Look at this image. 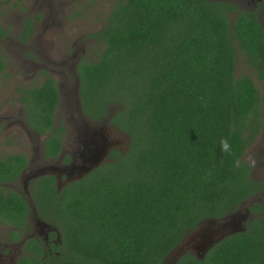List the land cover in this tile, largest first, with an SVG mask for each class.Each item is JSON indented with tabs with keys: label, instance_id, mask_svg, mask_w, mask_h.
Listing matches in <instances>:
<instances>
[{
	"label": "trees",
	"instance_id": "1",
	"mask_svg": "<svg viewBox=\"0 0 264 264\" xmlns=\"http://www.w3.org/2000/svg\"><path fill=\"white\" fill-rule=\"evenodd\" d=\"M231 11L203 0H117L88 35L104 49L75 68L81 111L108 120L128 148L58 194L51 178L35 181L37 210L60 232L61 264H168L189 231L259 192L242 157L264 117L255 86L264 81V30L254 13L230 20ZM29 30L27 22L22 37ZM236 52L251 76H235ZM18 93L31 130L64 133L54 126L53 79ZM26 212L17 195H0V215L13 225ZM257 213L202 260L185 253L175 264H264V207Z\"/></svg>",
	"mask_w": 264,
	"mask_h": 264
},
{
	"label": "flooded vegetation",
	"instance_id": "2",
	"mask_svg": "<svg viewBox=\"0 0 264 264\" xmlns=\"http://www.w3.org/2000/svg\"><path fill=\"white\" fill-rule=\"evenodd\" d=\"M203 1L215 4L222 3L234 8V11H231L229 13L230 15L235 12V8H237L236 5H239V7H246V9L244 10L254 13L264 30V0ZM235 13L237 14V12ZM27 22L30 25V30L26 32L22 37V32L25 30L24 25L20 33L21 42L24 43H26L31 38L35 31L33 24H31L30 21ZM47 26V24L44 25V27ZM5 32V28L0 29V40L4 38L6 34ZM1 49L2 47L0 45V55L2 61H4V58L2 57L3 55L1 54ZM62 62L64 64L65 61H59V63H53V65L54 67L58 68V70H61L60 67ZM77 63L78 62H76L75 64H68L69 70L70 68H72L76 77V87L73 88L74 98L71 99L70 97V100H66V106L68 108H72L71 112L68 110V123L73 127V131L75 132L73 138H70L71 140H68L67 134H65L66 131H64L62 135H50L41 134L31 130L27 124L26 119V104H23L19 101V93L17 105L19 106V108L22 107L23 111L19 112V116L16 121L11 122L9 123V125L4 127L5 134L2 135L4 138L0 139V195L5 199H7L11 193L17 195L21 199V201L25 202V204L27 205V212L23 216L24 221L22 225H13L12 217H7L4 214L0 215V264H61L60 232L54 224L46 222L44 220V217L37 210V201L33 195H35L36 191H38L37 188H40L42 183H38L36 185L35 181L40 178H51L53 181L55 192L58 194L65 185L81 180L92 172L91 171L88 174L84 175L79 170L80 167L88 169V167L92 165V155L98 153L102 146L110 149L107 158H109L112 152L122 153L123 151V149L119 150L113 148L114 146H118L120 144L118 135H116V137L114 138L108 139V136H105L107 129L94 128L90 130L87 129L86 126H84L82 120L83 118H85V116L83 115L80 108L78 78L75 73ZM39 68V71H41L42 74L45 75V72H47L49 75H51H45L43 82L48 77L53 79L58 87L59 102L53 116L54 126L56 127V117L58 118L60 114V106L65 101L62 100L60 94V89L62 87L64 88L65 83L63 82L64 85L62 86L60 84L61 80L59 78H61L62 80H65L66 78L62 71H59L57 73L56 69L53 70L52 68L46 67V65L38 66V69ZM43 69L46 70L44 71ZM43 82L41 83V85L43 84ZM35 87L36 86H31L30 88L24 89H33ZM70 105L72 107H70ZM7 114V112H4V119L7 118ZM111 116L112 115L110 114V117ZM258 121L259 127L257 133L246 150H248L252 146V144L258 137V132L264 125V117L259 119ZM104 122H106V124L108 125V120H104L102 122L90 121L92 125H98L100 123L103 124ZM12 124H15L17 127H19L21 133L11 136L12 138L9 139L8 135L6 134H8L7 131L10 130ZM121 134L122 133L119 132V135ZM50 136L52 138L54 137L53 144L57 147V152L52 151L51 154L47 153L46 144V140ZM124 138L127 139L125 136ZM126 141L128 143V139ZM12 142L16 143L15 150H12ZM256 150H258L259 154L262 153V155H264V141L260 146L257 147ZM46 153L48 155H46ZM262 157L264 159V156ZM256 159L257 156H253L250 162L245 163L249 166L250 164H252L251 162L255 161ZM7 167H13L12 171L16 172L17 175L13 177L11 170L9 172L6 171ZM251 174L252 171L251 167L249 166L250 177ZM255 182L261 183L259 192L241 202L234 212H231L225 217L218 220H206L202 222L197 227V229L189 231L184 236L181 245L177 249H175V251H179L177 257L179 258L185 253H190L191 255L196 257L197 254L194 252L193 248L195 244L197 242L199 243L201 239L200 232L208 230L209 228L215 229V226L221 225L224 222L229 223L231 222L232 218H236L235 220H237L240 215H245L246 217V220L242 223L244 226V230L238 233L227 235L222 240L233 235L244 233L246 231V224L257 217H260V214L258 215L257 213V211H259V206L264 207V199L259 198V194L264 196V191H262L264 190V181L257 180ZM34 187L36 188L34 189ZM242 205L244 207H242ZM210 222H214L215 225H212L213 228L210 227ZM222 240H220L219 242H221ZM219 242H217L216 244H218ZM175 251L173 254V256L175 257L174 259H176ZM172 257L171 259H169L168 264H175L176 261H174ZM203 258L197 259L202 260Z\"/></svg>",
	"mask_w": 264,
	"mask_h": 264
},
{
	"label": "rangeland",
	"instance_id": "3",
	"mask_svg": "<svg viewBox=\"0 0 264 264\" xmlns=\"http://www.w3.org/2000/svg\"><path fill=\"white\" fill-rule=\"evenodd\" d=\"M117 0H2L0 6V29L5 28L6 34L0 40L2 47L1 54L4 58V70L0 71V139L4 138V127L18 119L19 112L23 108L17 105L18 89L30 88L31 86H40L45 75L51 76L47 72L41 73L38 66H45L56 69V72L62 71L65 80L59 78L60 84L64 88L60 89L61 98L64 101L60 106V114L56 117L57 126L63 125L68 140L73 138L75 132L68 123L69 113L72 108L66 106V100L73 97V88L76 87V77L72 68L68 64L76 62H94L104 49L101 42L88 38L89 34L100 31L104 26V21L115 5ZM235 12L246 11V7L236 5ZM229 15L230 20L236 13ZM30 21L35 31L31 38L26 42H21V31L24 25ZM47 24V27L44 25ZM61 63V70L54 67L53 63ZM77 63V64H78ZM63 65V66H62ZM44 71L46 69H43ZM55 72V73H56ZM51 73V72H49ZM251 76V72L245 64L244 57L236 52L235 76ZM58 79V78H57ZM255 86L260 92L264 101V81H255ZM71 89V91H70ZM70 107H72L70 105ZM4 112H7V118L4 119ZM110 114H115V110H110ZM84 126L87 129L105 128V136L114 138L118 135L120 144L113 148L126 152L128 143L123 134L119 135L118 130L112 125L100 123L92 125L90 120L83 118ZM80 122V121H79ZM116 130H115V129ZM87 131V130H86ZM8 138L20 134L19 127L11 125L7 131ZM264 141V125L258 132V137L252 146L246 150L242 160L250 162L253 156L257 159L250 164L251 179L253 181H264V159L262 153H258L257 147ZM12 150L16 149V143L12 142ZM109 158L106 157V163ZM100 164V165H102ZM99 165V166H100ZM98 166V167H99ZM97 167V168H98ZM96 169V168H95ZM93 169V170H95ZM92 170V171H93ZM254 171V172H253ZM264 191V190H262ZM259 198H263L259 194ZM242 207H244L242 205ZM242 209V208H241Z\"/></svg>",
	"mask_w": 264,
	"mask_h": 264
},
{
	"label": "water",
	"instance_id": "4",
	"mask_svg": "<svg viewBox=\"0 0 264 264\" xmlns=\"http://www.w3.org/2000/svg\"><path fill=\"white\" fill-rule=\"evenodd\" d=\"M127 140V139H126ZM110 152V149L105 148L102 146V148L96 153L95 155H92V162L88 169L80 167V170L82 174H88L91 172L93 169L97 168L100 164H102L106 157H108ZM80 178V177H79ZM236 218H232L231 222L229 223H222L221 225L215 226L216 228L214 229L212 225H215L214 222H210V227L213 229H208L205 231L200 232V241L199 243L197 242L194 246V252L197 254V258H203L205 254L212 248L214 244L222 240L224 237L227 235L233 234V233H238L244 230L243 222L246 220L245 215H240L237 220ZM179 250V249H178ZM178 252L175 251L176 259L175 257L171 256L174 261L178 259ZM170 257V259H171ZM199 260V259H198Z\"/></svg>",
	"mask_w": 264,
	"mask_h": 264
}]
</instances>
